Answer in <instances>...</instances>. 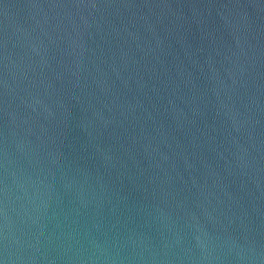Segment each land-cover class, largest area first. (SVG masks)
Here are the masks:
<instances>
[{
    "label": "water",
    "instance_id": "water-1",
    "mask_svg": "<svg viewBox=\"0 0 264 264\" xmlns=\"http://www.w3.org/2000/svg\"><path fill=\"white\" fill-rule=\"evenodd\" d=\"M0 264H264V0H0Z\"/></svg>",
    "mask_w": 264,
    "mask_h": 264
}]
</instances>
